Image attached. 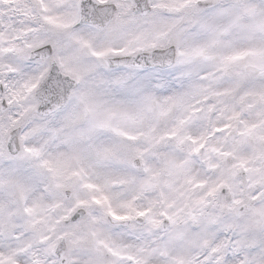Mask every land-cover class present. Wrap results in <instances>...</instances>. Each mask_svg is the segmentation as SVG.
Returning a JSON list of instances; mask_svg holds the SVG:
<instances>
[{
	"label": "snow or ice",
	"instance_id": "obj_1",
	"mask_svg": "<svg viewBox=\"0 0 264 264\" xmlns=\"http://www.w3.org/2000/svg\"><path fill=\"white\" fill-rule=\"evenodd\" d=\"M0 264H264V0H0Z\"/></svg>",
	"mask_w": 264,
	"mask_h": 264
}]
</instances>
